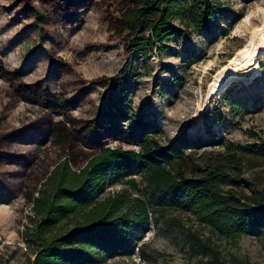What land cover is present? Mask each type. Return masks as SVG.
<instances>
[{
  "label": "rangeland",
  "instance_id": "1",
  "mask_svg": "<svg viewBox=\"0 0 264 264\" xmlns=\"http://www.w3.org/2000/svg\"><path fill=\"white\" fill-rule=\"evenodd\" d=\"M125 4L0 0V62L14 75H0V127L28 136L15 148L32 161L25 169L12 166L6 172L12 177L0 179V264L32 263L39 245L32 199L56 166L79 171L96 152L88 146L94 122L103 128L106 147L135 149L118 129L152 134L161 144L179 140L175 145L190 155L185 176L192 165L201 171L195 177L220 165L226 180L238 181L222 184L223 191H264V151L247 148L264 143V52L257 55L255 72L238 70L225 87L209 92L217 70L264 23V0H216L206 28L174 22L178 33L162 45L148 44V34L131 38L113 28ZM18 82L61 96L56 135L47 134L43 107L12 94ZM194 141L199 144H189ZM121 193L125 204L149 197L139 165L106 182L97 203ZM119 211L129 220L117 233L129 237L133 251L89 264H264V220L249 234L231 236L190 208L152 204L144 228L131 222L124 205ZM72 224L62 221L52 233L64 234Z\"/></svg>",
  "mask_w": 264,
  "mask_h": 264
},
{
  "label": "trees",
  "instance_id": "2",
  "mask_svg": "<svg viewBox=\"0 0 264 264\" xmlns=\"http://www.w3.org/2000/svg\"><path fill=\"white\" fill-rule=\"evenodd\" d=\"M215 3L216 0H126L120 15L113 22V28L126 32L131 38L148 34V44L153 41L162 45L178 33L174 22L185 28H206L212 22ZM34 14L42 18L37 11ZM142 43L144 41L135 44ZM0 75L14 78L13 74L3 69L1 62ZM13 90L12 94L44 108L45 116L41 119H49L47 134L56 135L59 131L58 123H55L58 122L56 115L65 104L61 96L41 93L42 90L35 85L20 82ZM90 126L93 134L88 146L96 152L88 157L79 171L70 170L65 163L56 166L43 182V189L32 199V210L39 217L35 227L39 245L31 264H89L95 257L104 260L133 251L129 237L118 234L116 230L129 220L119 211L122 205L130 212L131 222L142 228L146 224L148 207L157 203L190 208L231 236L249 234L261 227L264 191L251 188L250 193L243 196L231 190L223 191L222 184L238 181L226 180L220 165L205 169L203 175L196 177L201 171H198V166L192 165L191 174L185 176L190 155L175 145L179 140L171 145L161 144L152 134L118 129L122 140L135 149L106 147L101 135L103 128L95 122ZM37 129L33 131H42ZM107 131L110 132L109 129ZM24 137V134L16 135L0 127V171L5 172L0 173V179L7 171L13 170L12 166L25 169L32 162L25 153H18L15 148L28 136ZM189 144L198 145L199 142ZM247 148L253 153L261 152L264 151V143ZM235 160L239 161V158ZM136 165L141 168L149 197L144 194L143 199L137 197L132 203L125 204L120 198L121 193L97 203L96 195L106 182L121 180L124 173ZM8 177H12L10 173L4 179ZM126 182L138 193H143L133 179ZM62 221L72 222V227L64 234L52 233Z\"/></svg>",
  "mask_w": 264,
  "mask_h": 264
},
{
  "label": "bare ground",
  "instance_id": "3",
  "mask_svg": "<svg viewBox=\"0 0 264 264\" xmlns=\"http://www.w3.org/2000/svg\"><path fill=\"white\" fill-rule=\"evenodd\" d=\"M250 35L248 42L240 47L213 76L209 85L211 94L217 93L224 86L226 80L237 76L238 70L252 68L251 72L256 71L257 55L264 52V23L254 27Z\"/></svg>",
  "mask_w": 264,
  "mask_h": 264
}]
</instances>
